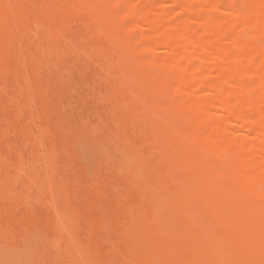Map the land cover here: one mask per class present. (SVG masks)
<instances>
[{"label": "rangeland", "instance_id": "obj_1", "mask_svg": "<svg viewBox=\"0 0 264 264\" xmlns=\"http://www.w3.org/2000/svg\"><path fill=\"white\" fill-rule=\"evenodd\" d=\"M0 264H264V0H0Z\"/></svg>", "mask_w": 264, "mask_h": 264}]
</instances>
